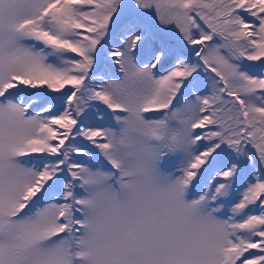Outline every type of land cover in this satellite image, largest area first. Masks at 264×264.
<instances>
[{"label": "rangeland", "instance_id": "374dc122", "mask_svg": "<svg viewBox=\"0 0 264 264\" xmlns=\"http://www.w3.org/2000/svg\"><path fill=\"white\" fill-rule=\"evenodd\" d=\"M60 1L0 0V264H244L245 256L239 257L249 249L250 227L245 222L250 208L245 209L238 202L241 198H236L231 186L235 176L222 182L212 177H218L221 167L236 168V153L220 154L221 164L218 161L219 167L201 185L187 171L193 159L217 145L212 138L204 144L205 137L214 134V113L204 110V104L198 110L194 93L174 98L165 83L169 71L196 70L193 57L199 59L205 45L204 38L186 30L175 6L166 0L135 3L131 13L107 33L98 65L83 79L95 81L103 61L119 64L120 77L106 78L112 85L108 91L100 82L97 89L88 87L98 97L113 94L126 107L113 114L105 127L106 141L100 144L108 149L109 158H105L111 163L96 161L87 143L80 140L77 143L84 146L72 149L91 154L82 156L80 168L63 175L57 170L48 174L46 169L53 163L44 160L49 154L46 146L59 124L52 111L64 105L76 118V88H70V99L69 89L54 90L38 81L71 62L64 53H51L38 43L42 39L37 29L46 27L41 19L45 14H51L59 34H73L59 9ZM121 22L124 26L120 27ZM263 22L264 13L236 15L237 33L230 38L228 52L233 59L239 54V64L251 62V53L243 54L237 41L246 49L255 47ZM228 27H233L231 20ZM153 31L177 46L164 66H158L164 57L160 60L150 45ZM171 31L186 40L188 47L180 46L168 34ZM118 32L108 55L106 45ZM216 59L215 52L202 58L206 70L189 80L191 88L197 89L198 81L206 89L213 81H228L238 88L264 81V65L255 66L251 73L245 70L242 76L236 71L237 62H227L221 68L222 77L215 70ZM156 94L157 104L166 96L164 106H145L156 102L149 100ZM198 97L205 103L204 92ZM260 103L264 108V98ZM94 106L85 107L89 114L84 119L94 114ZM63 131L59 129L58 135ZM237 147L242 151L246 170L242 187L246 188L251 176L260 177L262 170L242 138ZM252 206L264 213V194Z\"/></svg>", "mask_w": 264, "mask_h": 264}, {"label": "trees", "instance_id": "16d2710c", "mask_svg": "<svg viewBox=\"0 0 264 264\" xmlns=\"http://www.w3.org/2000/svg\"><path fill=\"white\" fill-rule=\"evenodd\" d=\"M139 1L61 0L59 9L66 16V23L73 29V34L71 35L59 34V29L55 26V21L52 19L51 14H45L41 17V19H44L46 27L37 29L38 35L42 39V41L38 42L41 45L40 48H48L51 53H64V56H69L71 62L68 67H63L62 70L50 75L46 74L38 81H44L47 87L54 90L76 88L73 97L76 118L69 115L65 106H59L52 111V115L57 116L59 119V124L56 125L55 135L50 137V141L46 146L49 154L44 157V160L45 162L53 163L46 169L48 174L51 175L53 171L57 170L63 175L62 173L79 169L80 163L82 164L84 160L82 159L84 154L86 157L93 154L94 158L96 157V161H102L106 164L108 162L111 163L108 160V149L102 148L100 144L106 141L108 133L105 131V127L113 114L118 112V110L124 112L126 107L119 105L120 101L113 94L106 98H103V96L98 97L99 93L94 94L89 91L87 81H83V79L90 75L98 65L101 43L107 33L110 29H113L112 27L116 22L126 18L131 13L134 4H139ZM166 1L168 5L175 6L174 12L177 13V17L183 20L184 25L187 26L186 30L194 32L205 40L204 51L201 50L200 58L193 57V62L196 61L194 62L197 67L196 70L193 72H190V70L183 72L177 70L169 71V79L165 81V83L167 82L170 85L167 87L174 98L185 92L194 93L196 94L198 110L202 109L201 105L204 104V110L209 109L214 113V118L212 119L214 134L210 138L205 137L204 144L208 143L212 138V140L214 139L217 142V145L215 148H211L208 153H200L197 158L193 159L187 171L197 177V182L201 185L200 181L207 179L209 175L216 171V167H219L218 161L221 164L220 154L223 155L226 152L236 153L239 159V164L236 168L230 170L221 167L219 175L217 174L218 177L216 175H212V177L222 182L226 177L235 176L231 186L235 190L236 198H241L238 202L243 204L245 209H247L246 207L250 208V211L246 214L247 220L245 222L250 227L247 230L250 233V237H248L249 239L246 242L249 249L239 259L245 256L243 259L244 264H264V213L254 210L252 206L257 197L260 194H264V108L260 107V102L264 98V81H253V84L244 88H238L237 85L232 87L228 81H213L210 89L200 86L199 84L202 81H198L197 89L191 88L189 83L190 79L196 80V78L204 75L206 67L202 62V58H207V55L213 52L218 58L216 59L218 68L215 66V70L222 77L224 74L221 72H224V70L221 68L227 62H237L239 66L236 71L242 76H245V70H249V73H251L255 66L264 65V22L260 25L259 39L255 47L246 49L240 41H237L239 50L243 54L246 52L251 53V62L244 63L243 61V64H239L240 61L237 59L239 54H234L233 59L228 52L230 50V38L237 33L236 15L241 12H250L255 16L262 14L264 13V1L194 0V3L191 2L192 4H189L191 0H177L176 4H174L173 0ZM112 18L113 20H111ZM230 20L233 25L231 28L228 27ZM168 34L180 46H185L186 40L179 35L174 34L172 31ZM186 46L188 47V45ZM117 56L122 63L119 50L117 51ZM64 68L65 70H63ZM120 73L101 77L100 85H105L104 88L108 91L111 88L109 86L112 85L105 82L108 81L106 78L110 77L115 80L120 77ZM213 76L217 77L215 74ZM248 78H250V74ZM30 80L33 81L34 79ZM193 90L195 91L193 92ZM203 92L205 93V98L203 99L205 103H202V100L198 97ZM210 92L212 94L207 95ZM153 96L155 99L150 97L149 100L156 101V99H160L157 94ZM163 98H165L163 99L164 101L162 100L158 104L157 101L155 103L146 102L145 106H151L152 104L154 106H164L166 96ZM92 104L99 105L107 112V116L103 117L101 115L92 120L88 119L89 122L85 124L83 119L89 114L85 107ZM59 129H64L62 136L58 135ZM240 138H242L246 147L249 148L248 150L253 154L255 161L262 170L260 177H256L254 174L251 176L252 179L246 188L242 187L245 180L242 176H245L246 172L244 170L242 151L241 148H236ZM80 140L87 143L86 148L90 149L89 152L91 154L87 152L82 155L76 149H72L75 145L84 146L81 145L83 143H77ZM55 142L60 143L58 148L53 147ZM236 149H239L240 152H237ZM107 156L108 158H105ZM241 178L243 181L240 180ZM246 178L248 179V177ZM72 195L76 196L75 194Z\"/></svg>", "mask_w": 264, "mask_h": 264}, {"label": "built area", "instance_id": "2783aa9c", "mask_svg": "<svg viewBox=\"0 0 264 264\" xmlns=\"http://www.w3.org/2000/svg\"><path fill=\"white\" fill-rule=\"evenodd\" d=\"M251 31H253L252 30V28L251 27H247V34L248 35H250L251 36ZM121 34V33H120ZM119 34V32L118 33H115V36L113 37V39H111V42L109 43V45H106V48L108 49L107 50V54L108 55H110L111 54V52H110V50H111V48L113 47L112 45L116 42V40L119 38V36L118 35H120ZM253 35V34H252ZM116 39V40H115ZM111 47V48H110ZM113 53V52H112ZM114 55V54H113ZM113 62V64L112 63H109V64H107L106 63V65L104 64L105 63V61H103V63H101L100 65H99V69H98V71L97 72H99L98 74L99 75H97V77L95 78L96 80L95 81H87V84H88V87L90 88V89H97L100 85H99V82H100V79H101V77L102 76H106V75H109V74H117L118 72H119V64L118 63H116V60H113L112 61ZM70 91H68L67 90V93H66V95H69V98L71 99V94H72V89H69ZM60 106H64V105H60ZM68 108H69V106H68ZM94 114H92L91 113V115H90V117H89V120L91 119H95L96 117H98L99 115H103V116H105L106 115V112L101 108V107H99L98 105H95L94 106ZM88 119H83V121L84 122H86V123H88V121H89Z\"/></svg>", "mask_w": 264, "mask_h": 264}, {"label": "bare ground", "instance_id": "6f19581e", "mask_svg": "<svg viewBox=\"0 0 264 264\" xmlns=\"http://www.w3.org/2000/svg\"><path fill=\"white\" fill-rule=\"evenodd\" d=\"M149 41H150V45L152 46L153 51L158 52L160 60L161 58L164 57L163 59L164 62L158 66H164L165 64L169 63L171 61L170 60L171 51L177 50V46L174 44V42L169 38L164 40V37L159 35L157 31H153V33L151 34V37L149 38Z\"/></svg>", "mask_w": 264, "mask_h": 264}, {"label": "water", "instance_id": "95a60500", "mask_svg": "<svg viewBox=\"0 0 264 264\" xmlns=\"http://www.w3.org/2000/svg\"><path fill=\"white\" fill-rule=\"evenodd\" d=\"M125 22H126V24H129V20H128V19H127ZM121 26H124V24H123L122 22L120 23V27H121ZM183 55H185V54H183ZM184 57H187V56H184ZM253 165L256 166L255 163H254Z\"/></svg>", "mask_w": 264, "mask_h": 264}]
</instances>
